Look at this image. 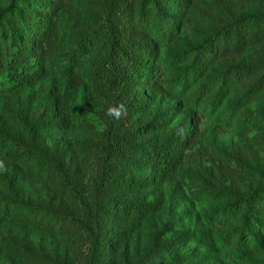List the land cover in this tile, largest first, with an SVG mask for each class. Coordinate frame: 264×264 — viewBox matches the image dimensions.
Here are the masks:
<instances>
[{
	"label": "rangeland",
	"instance_id": "1",
	"mask_svg": "<svg viewBox=\"0 0 264 264\" xmlns=\"http://www.w3.org/2000/svg\"><path fill=\"white\" fill-rule=\"evenodd\" d=\"M109 2L0 0V25L10 33L0 34V46L20 41L38 69L32 81L0 89V264H264V229L247 225L263 245L249 238L245 246L244 212L232 207L264 190V122L253 113L264 105V85H255L264 73V35L197 52L264 0H161L137 31L151 45L141 73L120 86L95 76L101 58L93 48L78 52ZM73 50L82 58L69 73ZM241 63L254 70L229 76ZM120 92L136 103L126 125L138 140H167L175 164H158L148 151L117 156L124 163L116 174L127 184L98 190L104 119ZM10 200L26 205L28 216L5 214ZM97 200L125 212L106 208L108 245L95 251L83 223ZM170 241L168 249L152 247Z\"/></svg>",
	"mask_w": 264,
	"mask_h": 264
},
{
	"label": "trees",
	"instance_id": "2",
	"mask_svg": "<svg viewBox=\"0 0 264 264\" xmlns=\"http://www.w3.org/2000/svg\"><path fill=\"white\" fill-rule=\"evenodd\" d=\"M24 1V0H23ZM26 1V0H25ZM161 0H110L106 8V18L102 20L99 26H96L94 31L85 32L78 41V48L80 50H73L71 52V61L64 67V71L74 73L76 65L81 62L82 50L92 49L95 55L101 60L95 68V76L103 79L114 86H120L125 81L137 76L141 73L140 56H146L148 50L151 48L149 39L143 40V35L137 34V31L146 26L147 18L154 14V9ZM13 13L17 10L16 6L10 5ZM158 20V18L156 19ZM12 36L15 38V22L11 21ZM254 27L256 29L254 30ZM0 34L2 38H10V33L7 28L0 25ZM137 35V36H135ZM264 35V8L252 12L242 13L235 18L229 20L226 24L219 27L215 32L206 37L197 46V52L205 53L218 51L221 42L229 44L235 42L242 44L245 39H256ZM0 36V38H1ZM18 40V39H17ZM51 38L48 40L50 41ZM95 45V46H94ZM4 46L5 49L3 48ZM39 48L40 45L36 43L33 45ZM5 50V51H4ZM26 47L20 44H11L0 46V89L3 87H14L27 81H32L38 69H33V64L26 59ZM228 74L233 75L237 72L236 69L254 70L252 63H241L230 66ZM157 82V81H155ZM155 82L152 83L156 87ZM264 85V73L255 81V85ZM254 86V85H253ZM135 101L125 98V95L120 92L116 95V105L114 108H119L121 115L116 118L113 114L105 117L106 128L104 137L99 142L100 146V164L102 166L101 174L95 178L98 190L107 183L119 184L120 181L123 186L127 184V180L116 174L117 165L124 163L120 161L117 156L129 155L133 156L137 153H144L146 151L154 156V160L164 166H173L175 160L170 157V147L167 140L160 143L149 144L145 141L138 140L140 134L135 128H129L126 125V117L132 108L135 106ZM122 106V108L120 107ZM255 118L259 122H264V105L253 111ZM179 140V137L177 138ZM17 147H27L24 143H17ZM18 150H20L18 148ZM26 148L22 150L25 152ZM33 152V151H32ZM40 160L43 157L37 153ZM11 201V203H10ZM4 209L5 214H11L14 217H27V206L21 204L19 207L13 205L14 202L10 200ZM13 202V203H12ZM92 207H89V213L83 223V228L92 236L93 249H103L108 245L106 239V231L109 227L103 228L105 225L106 208L110 205H102L101 200L95 201ZM232 207L243 209V218L245 219V229H243L246 237V244L248 246L249 238L255 239L256 243L263 245L255 231H252L247 225L255 224L257 228L264 229V190H254L248 197L237 198ZM110 211L118 212L124 211L123 205H110ZM59 211V210H58ZM135 212L136 209L132 207L130 213ZM57 212V211H55ZM60 215H64L59 212ZM66 217V215H64ZM64 218V217H63ZM62 218V219H63ZM250 234V235H249ZM248 238V239H247ZM174 241L162 243L160 245H153L158 250L170 248ZM249 248V247H247Z\"/></svg>",
	"mask_w": 264,
	"mask_h": 264
},
{
	"label": "clouds",
	"instance_id": "3",
	"mask_svg": "<svg viewBox=\"0 0 264 264\" xmlns=\"http://www.w3.org/2000/svg\"><path fill=\"white\" fill-rule=\"evenodd\" d=\"M122 108V106H120ZM112 112V114L116 117L119 118V116L121 115L120 109L119 108H113L110 110Z\"/></svg>",
	"mask_w": 264,
	"mask_h": 264
}]
</instances>
